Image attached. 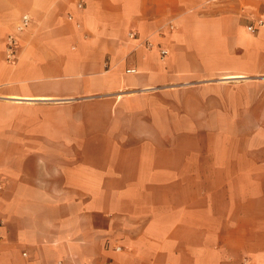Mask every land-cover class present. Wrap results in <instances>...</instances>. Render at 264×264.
Instances as JSON below:
<instances>
[{
  "label": "crops",
  "instance_id": "crops-1",
  "mask_svg": "<svg viewBox=\"0 0 264 264\" xmlns=\"http://www.w3.org/2000/svg\"><path fill=\"white\" fill-rule=\"evenodd\" d=\"M0 182V264H264V0H0Z\"/></svg>",
  "mask_w": 264,
  "mask_h": 264
},
{
  "label": "built area",
  "instance_id": "built-area-1",
  "mask_svg": "<svg viewBox=\"0 0 264 264\" xmlns=\"http://www.w3.org/2000/svg\"><path fill=\"white\" fill-rule=\"evenodd\" d=\"M79 7L83 6V2H79L78 3ZM30 22V17L28 15H24L23 19L20 23V25L18 26V30H23ZM260 23L262 24L263 22L260 21ZM173 27V26H171ZM249 30H251L252 32L256 31L255 26L250 25ZM19 39L16 36V34H9L7 37V47H6V57L8 62L12 63L15 62V60L18 57V49H19ZM161 55L162 56H166L168 54V50L165 48H161L160 49ZM129 72L131 71H135V69H129ZM2 187L1 182H0V188Z\"/></svg>",
  "mask_w": 264,
  "mask_h": 264
},
{
  "label": "bare ground",
  "instance_id": "bare-ground-1",
  "mask_svg": "<svg viewBox=\"0 0 264 264\" xmlns=\"http://www.w3.org/2000/svg\"><path fill=\"white\" fill-rule=\"evenodd\" d=\"M231 74H232V73H231ZM242 74H243V73H242ZM230 77H232V78H233L234 76H230ZM236 78H237V77H236ZM239 78H240V77H239ZM224 79H225V78H224ZM230 79H231V78H230Z\"/></svg>",
  "mask_w": 264,
  "mask_h": 264
}]
</instances>
